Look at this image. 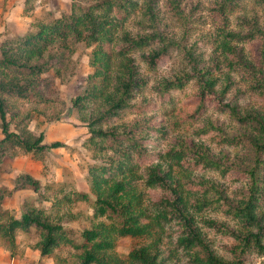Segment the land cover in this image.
I'll return each mask as SVG.
<instances>
[{"label":"trees","instance_id":"16d2710c","mask_svg":"<svg viewBox=\"0 0 264 264\" xmlns=\"http://www.w3.org/2000/svg\"><path fill=\"white\" fill-rule=\"evenodd\" d=\"M239 1L214 0L218 53L209 63L196 54L194 45L183 42L184 37L169 36L157 27L156 0H89L86 4L72 0L69 15L51 22L38 21L33 25L35 30L1 42L0 163L8 152L42 153L63 146L60 141L44 143L42 132L33 135L10 130L6 108L13 96L33 100L28 93L30 78L42 68L32 60L42 58L51 46L67 47L76 42L93 46L90 77L97 81L71 99V104L80 112L92 103L97 105L84 120L89 144L103 158L102 163L88 169L95 197L93 219L80 239L59 220L53 221L45 209L31 207L19 218L12 216L1 204L10 190L0 186V241L11 254L17 248L18 231L35 229V248L42 256L63 247L74 248L80 264H247L252 254L264 256V26L256 18L237 17L246 31L231 30ZM258 1L264 9V0ZM172 2L176 13L183 15L176 0ZM129 22L139 26L136 33L126 27ZM255 39L259 41L258 52L251 60L239 44ZM171 50L178 51L187 69L151 85L160 104L167 108V121L176 128L200 120L194 133L221 148H235L243 143L241 139L246 140L249 156L245 164L231 165L225 152L214 156L200 142L178 140L158 149L155 139H166V125L149 117L112 123L125 111L148 112L144 106L149 102L133 101L147 86L137 58L154 70ZM234 74L260 100L261 112L239 108L236 100L242 91L235 89ZM189 84L192 95L175 101L173 92ZM210 109L227 114L241 129L226 132L205 119L203 115ZM29 116L23 117L26 124ZM206 170L230 173L239 186L229 195L221 183L194 175ZM19 178L57 210L63 209L62 204L89 199L79 191L58 197L61 190L50 186L41 190L38 180L29 174ZM214 212L226 219L217 220L211 216ZM211 236L226 240L223 246L231 255L229 259L216 252ZM123 237L138 239L125 257L116 250Z\"/></svg>","mask_w":264,"mask_h":264},{"label":"rangeland","instance_id":"374dc122","mask_svg":"<svg viewBox=\"0 0 264 264\" xmlns=\"http://www.w3.org/2000/svg\"><path fill=\"white\" fill-rule=\"evenodd\" d=\"M80 4H86L89 0H76ZM72 0H0V44L6 39H13L19 35L35 30L34 23L38 21L51 22L53 19L69 15ZM240 9L230 21L231 30L246 31L239 26L238 18H256L260 26H264V9L258 0H240ZM182 14L176 13L172 0H156L158 10L157 27L169 36L175 38L184 37L183 42L194 45L196 54L203 61L209 63L210 59L218 53L217 31L214 18V0H176ZM140 18V15H139ZM126 27L136 33L139 26L133 22ZM258 39L239 44L242 46L246 57H257ZM93 46L76 42L67 47L59 44L51 46L40 59L32 60V64H38L42 68L37 76H31L32 88L28 92L33 99L31 102L18 97H11L7 104V118L10 120V130L21 133L23 130L33 135L43 133V142L60 141L63 146L47 149L42 153L23 151L8 152L0 163V186L7 187L10 193L4 195L1 200L2 207L7 209L14 217L19 218L22 213L31 207L45 209V214L50 215L53 221L59 222L75 238L80 239L83 230L92 224V201L95 199L90 190V178L88 169L90 165L100 164L103 158L97 156L93 147L89 144L90 133L84 118L97 109L92 103L84 111H78L71 104V99L88 88L96 78L90 75L93 72L91 64ZM139 70L147 81L145 90L133 100L138 104H146V113L135 114L125 111L121 118L112 123H130L144 117H149L156 123L166 125L167 136L165 140L155 139L158 149L166 148L178 140L199 142L207 146L214 156L226 153L228 163L239 166L246 163L249 156L248 147H244L246 140L235 148L216 146L205 137H198L194 131L199 127V121L192 124H175L167 121L165 105H161L151 85L163 78L171 77L183 69H187L185 61L177 50H171L168 58L154 70L137 58ZM235 89L241 90L236 100L241 110L261 112L263 107L253 91L244 84L241 78L233 75ZM23 79V78H22ZM193 92V86L189 84L181 91L173 92L175 101L188 99ZM233 92L229 95L232 96ZM156 105L152 110V106ZM29 114L30 120L26 124L25 117ZM203 117L212 120L221 126L226 132H238L240 127L234 124L225 113L208 110ZM202 117V118H203ZM201 118V119H202ZM24 135H27L25 133ZM2 137L0 129V138ZM29 174L38 180L41 190L50 186L53 190H61L58 197L69 191L84 192L89 196L88 201H76L72 204H62L63 209L57 210L51 206L49 200H45L35 191L31 184L19 178L20 175ZM195 176L215 180L223 186L230 195L231 191L239 186L230 173L221 174L217 170L206 172H194ZM234 176V175H233ZM139 187L142 185L139 182ZM264 212V208H263ZM217 220L226 218L220 213L211 214ZM212 237V236H211ZM214 237V238H213ZM213 244L216 252L226 259L231 255L225 250L226 240L220 236H213ZM38 233L35 229L28 232L18 231L16 235L17 248L11 254L4 241H0V264H80L78 251L74 248L63 247L55 250L47 256H42L35 243ZM138 239L131 237L120 238L116 250L125 257ZM187 264V263H183ZM247 264H264V256L252 254Z\"/></svg>","mask_w":264,"mask_h":264}]
</instances>
